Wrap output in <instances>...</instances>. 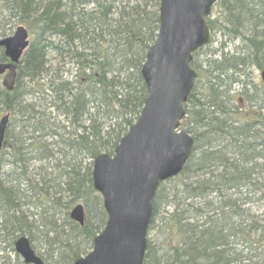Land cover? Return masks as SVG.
Returning <instances> with one entry per match:
<instances>
[{
  "label": "trees",
  "instance_id": "16d2710c",
  "mask_svg": "<svg viewBox=\"0 0 264 264\" xmlns=\"http://www.w3.org/2000/svg\"><path fill=\"white\" fill-rule=\"evenodd\" d=\"M159 1L0 0L34 35L14 90L0 96V113L10 115L4 155L16 171H5L0 153V214L13 234L33 242L37 202L63 213L67 229L42 223L54 234L51 252L40 254L45 264H74L106 222L92 163L114 152L141 112V68L158 33ZM208 23L210 43L217 35L222 42L217 55L209 44L191 62L198 74L181 127L194 137V151L155 195L149 231L156 237L148 239L144 264H264V83L253 93L233 88L248 70L264 71V0H218ZM81 201L83 225L69 215ZM7 264L24 263L17 255Z\"/></svg>",
  "mask_w": 264,
  "mask_h": 264
},
{
  "label": "water",
  "instance_id": "95a60500",
  "mask_svg": "<svg viewBox=\"0 0 264 264\" xmlns=\"http://www.w3.org/2000/svg\"><path fill=\"white\" fill-rule=\"evenodd\" d=\"M217 1H159V31L141 70L147 88L144 106L114 155L101 153L93 163V186L103 197L107 221L92 249L74 264H144L156 192L182 171L194 149L193 137L180 127L197 77L191 61L210 40L207 19ZM28 46L22 26L0 39L10 60L0 62L8 91L15 87L17 64ZM8 121V115L0 120V150ZM70 217L82 225L84 206L76 205ZM15 250L25 264H43L26 236L16 240Z\"/></svg>",
  "mask_w": 264,
  "mask_h": 264
},
{
  "label": "rangeland",
  "instance_id": "374dc122",
  "mask_svg": "<svg viewBox=\"0 0 264 264\" xmlns=\"http://www.w3.org/2000/svg\"><path fill=\"white\" fill-rule=\"evenodd\" d=\"M7 14L8 13L4 12V9L1 6V2H0V29L4 28V27L7 28L8 36H10L15 32L16 28L19 25H22V23H20L17 20V18H15V17L9 18V16H7ZM4 17L9 18L8 19L9 21L8 20L6 21ZM23 25L26 27V24H23ZM29 38H30V41L32 39H34V35L30 31H29ZM221 42H222V39L219 37V35H217L214 37V41L209 43L210 44L209 47L211 48V51H217L216 55L218 53H220ZM231 48H232V46H229L227 48V50H230ZM202 57L203 56L201 55L200 58H202ZM51 58H52V56L50 55L49 56L50 61H51ZM261 73H262V70H258L256 68H252L251 70L247 71V76H246V81L248 82V84L246 85L247 89L249 87L252 89L251 91L254 92V91H259V89L262 88L264 82L262 81ZM0 82H2V77H0ZM238 89L240 90V88H238ZM3 115H4V113L1 112L0 118ZM5 151L6 150H3L2 152H0V153H2L4 159L7 160V162H5L6 164H5L4 169H5V171H8L9 175L16 174V171L11 168V163H10L11 160L10 159H12V157H8V156L4 155ZM29 163H30V166L28 168V171L32 173L34 171L35 167L32 166L31 162H29ZM79 203H82V201ZM38 205L39 204L37 202L34 207H42V208L45 207V206H38ZM46 206H48V205H46ZM34 207L31 208L33 211H36L39 213L41 212V208H34ZM254 208H255L254 210L260 212L259 209L262 208V204H260V203L255 204ZM51 210H53V209H51ZM53 212H54V210L51 211V213H53ZM47 214H49V215H47ZM59 214H63V213H59ZM96 215H98V213L96 212L95 208H93L92 211L89 213V218L92 221H95L96 219H98V218H96ZM51 216H52V214H50V213H43L42 212V214H40L34 218L37 221H36V224L34 225V227L32 228L33 233L31 232L30 234H31V237L33 235L32 245H33L34 249L36 250V252H38L39 254H48V252H51V250H50V239L53 237L54 234L52 232H48L45 224L44 225L42 224L43 222H46V224H47L48 219L52 220L54 217H51ZM5 217H8V216L3 217L0 214V221L5 223L3 226V229H2L1 228L2 224L0 222V264L14 263L16 255H17L15 250H14V241L18 237V234L12 233V227L13 226L10 225V223L5 222V219H6ZM64 222H65V220H64V217L62 216L60 219H58L57 223L63 224ZM4 227L7 230H5ZM66 227H64V228L66 229ZM42 228H46V230L43 234L39 231ZM59 231H61V230H59ZM28 237H30V235ZM148 237L149 238L152 237V239H154L156 237L155 231H149Z\"/></svg>",
  "mask_w": 264,
  "mask_h": 264
},
{
  "label": "bare ground",
  "instance_id": "6f19581e",
  "mask_svg": "<svg viewBox=\"0 0 264 264\" xmlns=\"http://www.w3.org/2000/svg\"><path fill=\"white\" fill-rule=\"evenodd\" d=\"M248 84V82L246 81V77H244L243 78V80H242V82H241V85H239V86H235V85H233V88H236V91L239 93V89L237 88V87H245L246 85ZM247 87V86H246ZM245 87V88H246ZM248 90L250 91V93H253L251 90V88H249L248 87ZM255 92V91H254ZM179 202H180V204H183V205H186L187 204V202H188V200L185 198V197H180L179 198ZM38 206H40V205H38ZM48 207V206H47ZM34 208H41V212L39 213V212H36V211H33L32 209H31V216H33V218L32 219H34L36 216H38V215H40V214H42V212L43 213H50V214H52L51 213V211H55L56 213H54V214H52V216L51 217H54V219H52V220H54V221H56L57 220V222H58V219H60L63 215L62 214H59V213H61V212H59V211H57V210H55V209H53V210H48V211H46V210H44L42 207H34ZM47 215H49V214H47ZM36 220V219H35ZM64 220H66V217H64ZM37 221V220H36ZM65 225V226H64ZM61 226H62V228L63 229H65L64 227H68V222H64L63 224H61ZM67 227H66V229H67ZM44 230V231H43ZM45 230H46V228H42V229H40L39 231L43 234L44 232H45ZM59 235V234H58ZM73 238V235H70V239H72ZM69 245H71V248H72V250H74V251H76L77 249H79L80 248V245H79V241H78V238H74V239H72L71 240V242H70V244ZM71 251V250H70Z\"/></svg>",
  "mask_w": 264,
  "mask_h": 264
}]
</instances>
